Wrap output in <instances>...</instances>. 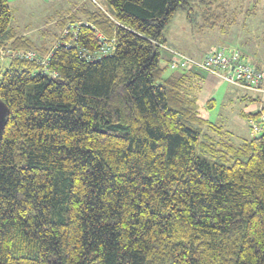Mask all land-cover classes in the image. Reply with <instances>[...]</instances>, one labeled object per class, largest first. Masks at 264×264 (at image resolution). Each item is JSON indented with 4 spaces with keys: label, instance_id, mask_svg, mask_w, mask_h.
<instances>
[{
    "label": "trees",
    "instance_id": "trees-1",
    "mask_svg": "<svg viewBox=\"0 0 264 264\" xmlns=\"http://www.w3.org/2000/svg\"><path fill=\"white\" fill-rule=\"evenodd\" d=\"M105 1L42 53L0 0V53L34 54L0 56V264H264V122L222 140L197 112L205 79L160 66L176 11L211 30L224 0Z\"/></svg>",
    "mask_w": 264,
    "mask_h": 264
},
{
    "label": "rangeland",
    "instance_id": "rangeland-1",
    "mask_svg": "<svg viewBox=\"0 0 264 264\" xmlns=\"http://www.w3.org/2000/svg\"><path fill=\"white\" fill-rule=\"evenodd\" d=\"M7 3L11 13L7 34L25 39L32 51L42 53L53 49L63 25L79 17L83 9L100 6L110 12L105 0H7ZM211 10L220 15L211 30L202 26L196 11L190 19L185 11H176L164 29L160 66H166L170 59L169 50L200 60L216 48L226 46L237 49L251 65H260L258 68L264 70V0H224L221 6L214 5ZM172 73L165 69L164 76ZM205 75L197 96L198 115L219 127L222 140L240 144L248 139L246 114L255 103L230 94L233 85L226 82L219 81L216 87H210L207 78L213 77Z\"/></svg>",
    "mask_w": 264,
    "mask_h": 264
},
{
    "label": "built area",
    "instance_id": "built-area-1",
    "mask_svg": "<svg viewBox=\"0 0 264 264\" xmlns=\"http://www.w3.org/2000/svg\"><path fill=\"white\" fill-rule=\"evenodd\" d=\"M101 11L108 15L106 10L102 7H98ZM76 25L69 24L62 32L61 43L64 47L70 45V41L76 37ZM69 36V39L65 40ZM99 39H103L102 36L97 33ZM110 44L105 43L98 49V51L84 55V58L88 61H92L101 56L108 55L113 52L114 41L111 40ZM171 58L169 60V68L172 70L181 69L188 70L191 68H197L203 72L221 79L230 85L247 89L257 93L259 96L264 97V70L256 68L251 65L243 55L235 48H228L222 46L207 54H205L200 60L193 59L175 50H169ZM1 58L4 57H26L34 58V54L31 52L23 51H11L5 50L0 53ZM3 60V59H2ZM42 64L45 65V59H42ZM249 131L251 136H258L263 132L262 119L250 118L248 120Z\"/></svg>",
    "mask_w": 264,
    "mask_h": 264
},
{
    "label": "crops",
    "instance_id": "crops-1",
    "mask_svg": "<svg viewBox=\"0 0 264 264\" xmlns=\"http://www.w3.org/2000/svg\"><path fill=\"white\" fill-rule=\"evenodd\" d=\"M21 40L23 41V39H21ZM256 66H258V65H256ZM194 72H195V74L197 73L199 76L206 79V75H205L206 73L203 72L202 70L194 69ZM207 82L210 85V87H213V86L216 87L218 85L219 80L216 81V80H214V78H209V79L207 78ZM235 87L236 86H232V91L230 92V94H232L234 96H238L241 101H244V102L249 101V102L255 103L254 106L249 109V112L247 114H255L264 108V98L261 99L260 96L253 91L243 89L240 87H236V88ZM237 88H239L241 90L239 91V90H237ZM263 115H264V113H263ZM263 115H261V118L262 117L264 118ZM247 128H248V120H247ZM248 137H249V135H248Z\"/></svg>",
    "mask_w": 264,
    "mask_h": 264
},
{
    "label": "water",
    "instance_id": "water-1",
    "mask_svg": "<svg viewBox=\"0 0 264 264\" xmlns=\"http://www.w3.org/2000/svg\"><path fill=\"white\" fill-rule=\"evenodd\" d=\"M8 116H9V108L0 99V138L2 137V132L4 130Z\"/></svg>",
    "mask_w": 264,
    "mask_h": 264
}]
</instances>
